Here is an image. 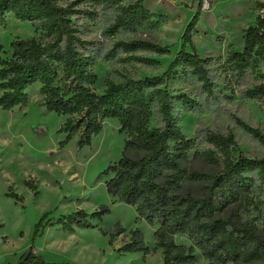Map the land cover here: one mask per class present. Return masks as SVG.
Listing matches in <instances>:
<instances>
[{"label": "rangeland", "instance_id": "1", "mask_svg": "<svg viewBox=\"0 0 264 264\" xmlns=\"http://www.w3.org/2000/svg\"><path fill=\"white\" fill-rule=\"evenodd\" d=\"M138 0H123L132 5ZM210 9L200 7L201 13L193 34V43L203 58L215 57L210 64L214 81V95L203 92L198 79L186 66L171 82V90L188 93L196 106L177 109V125L189 138L205 127L225 135H233L238 146L232 156L264 157V142L247 126L264 133V97H251L248 90L262 83L257 69L238 74L228 63L230 47L244 49V35L258 24L257 0H208ZM61 6H73L81 11L72 17L78 35L87 42L84 53L90 71L95 75L90 87L102 94L109 83L126 78H143L163 74L181 49L183 34L194 18L200 0H142L152 13L166 18L165 23L150 29L122 30L116 35L106 34L118 10L115 7H94L88 0H57ZM28 23V24H27ZM37 24L21 21L9 15L0 29V58L12 55L11 43L16 39L42 37ZM143 39L170 47L172 56H157L138 52L133 55H153L160 64H145L129 59L130 53L118 50L107 58L108 51L118 40ZM191 51V47H188ZM29 102L25 107L4 110L0 107V264L18 263L20 256L31 246L46 261L74 264H164L163 250L157 246L155 231L141 219L132 205L115 202L107 192L104 170L123 156L127 134L121 133L118 119L107 118L102 131L89 145H80V132L66 144V133L61 131L70 115H57L43 106L39 83L29 87ZM1 94V91H0ZM159 123L153 115L151 124ZM132 157L143 152L131 151ZM206 174H216L221 166L202 160L192 162ZM209 181L191 184L196 196H204ZM17 193L20 198L10 196ZM103 206L110 212L101 219L89 218L94 227L72 228L59 222L63 217L84 210L93 213ZM45 215V218L43 219ZM217 216L237 227L253 225L264 241V179H257L243 202L226 205ZM43 219V220H42ZM43 221V233L34 238L37 223ZM120 224L122 231L118 228ZM42 228V227H41ZM144 234L145 250L126 252L120 249L130 241L131 232ZM176 242L194 246L200 264H209L202 250L185 235ZM230 264H264V257L248 259L241 256Z\"/></svg>", "mask_w": 264, "mask_h": 264}, {"label": "trees", "instance_id": "2", "mask_svg": "<svg viewBox=\"0 0 264 264\" xmlns=\"http://www.w3.org/2000/svg\"><path fill=\"white\" fill-rule=\"evenodd\" d=\"M94 7H115L118 12L106 34L116 35L122 30L150 29L166 22V18L150 12L142 3L122 5L123 0H88ZM187 25L181 49L168 69L161 75L126 78L109 83L102 94L90 87L95 75L90 71L84 50L88 42L78 35L72 17L81 11L73 6H61L57 0H0V29L9 15L21 21L37 24L42 37L16 39L11 43L10 58H0V107L13 110L29 102V87L39 83L43 106L57 115H70L61 131L66 133V144L80 132V145H89L102 131L107 118L118 119L125 132V150L120 160L104 170L107 192L115 202L135 207L139 217L150 225L158 224L154 235L157 246L163 250L164 264H200L194 246L176 242L185 235L202 250L209 264H230L241 256L248 259L264 257V241L253 225L237 227L217 216L226 205L243 202L257 179H264V157L232 156L238 143L233 135L201 127L194 138L187 137L178 127V107L193 108L196 101L188 93L174 94L171 82L186 66L198 79L203 92L214 95L215 87L210 64L215 57L203 58L193 43V34L199 21L200 7ZM191 47V51L188 50ZM118 50L130 53L129 59L153 65L160 61L153 55H133L146 52L157 56H172L169 46L149 40H118L107 53V58ZM264 22L258 19L244 35V49L230 47L227 63L240 75L256 68L262 83L248 90L251 97H264ZM159 123L152 126L153 115ZM264 142V133L247 126ZM143 155L132 157L129 152ZM197 160L221 166L216 174H206L189 165ZM209 181L204 196H196L190 185ZM12 197L20 198L17 193ZM108 206L87 213L78 211L59 222L72 228L94 227L89 218L101 219L109 213ZM45 218V215L43 219ZM42 219V220H43ZM35 228L34 238L43 233V221ZM42 227V228H41ZM120 232L122 228L118 224ZM144 234L131 232L130 241L120 250H145ZM12 264V263H6ZM16 264H74L48 262L31 246Z\"/></svg>", "mask_w": 264, "mask_h": 264}, {"label": "built area", "instance_id": "3", "mask_svg": "<svg viewBox=\"0 0 264 264\" xmlns=\"http://www.w3.org/2000/svg\"><path fill=\"white\" fill-rule=\"evenodd\" d=\"M203 4L205 9H210V3L208 2V0H204ZM256 8L258 19L264 22V0H257ZM262 72L264 74V62L262 64Z\"/></svg>", "mask_w": 264, "mask_h": 264}, {"label": "bare ground", "instance_id": "4", "mask_svg": "<svg viewBox=\"0 0 264 264\" xmlns=\"http://www.w3.org/2000/svg\"><path fill=\"white\" fill-rule=\"evenodd\" d=\"M28 24V23H27Z\"/></svg>", "mask_w": 264, "mask_h": 264}]
</instances>
